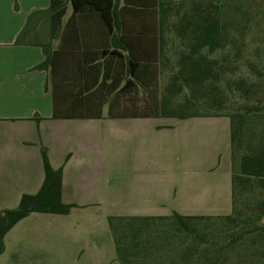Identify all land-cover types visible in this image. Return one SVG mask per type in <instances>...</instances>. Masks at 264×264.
<instances>
[{
	"label": "trees",
	"instance_id": "1",
	"mask_svg": "<svg viewBox=\"0 0 264 264\" xmlns=\"http://www.w3.org/2000/svg\"><path fill=\"white\" fill-rule=\"evenodd\" d=\"M240 1L51 0L49 9L28 16L16 39V46L43 49L45 60L35 70H51L53 120L101 119L106 105L109 119L230 120L231 215L109 218L120 264H264V97L256 98L254 92L263 83L264 56L257 61L240 60L245 34L247 48L253 46L256 39L249 31L263 23L249 13L247 21L244 13L237 16L244 11ZM14 2L18 10V1ZM69 4L73 11L65 21ZM46 25L49 34L44 40L41 33ZM86 30L107 31L109 35L121 32L122 37L110 36L111 46L122 44L129 52L124 56L104 53L107 60L102 71L96 60L84 68L83 88L91 97L86 98L100 99L96 106L85 104L80 113L86 116H66L72 111L58 101V93L67 88L58 83L67 80L56 78V60L68 32ZM131 35L137 37L133 44L139 52L130 50ZM56 40L60 44L54 48ZM111 57L118 59L116 68L109 65ZM247 68L252 77L243 74ZM239 70V77H230ZM231 95L242 101L235 102L237 98ZM251 123L256 124L258 133L247 139ZM43 163L45 179L38 194L24 195L17 209L0 215V256L5 236L30 214L68 215L75 207L63 203V172L52 168L45 150ZM255 191L260 197L241 206L242 195ZM215 219L226 224L221 231L224 241L198 228L199 223Z\"/></svg>",
	"mask_w": 264,
	"mask_h": 264
},
{
	"label": "crops",
	"instance_id": "2",
	"mask_svg": "<svg viewBox=\"0 0 264 264\" xmlns=\"http://www.w3.org/2000/svg\"><path fill=\"white\" fill-rule=\"evenodd\" d=\"M17 1L15 10L14 0H0V215L17 209L24 195L38 194L45 179L44 150L52 168L63 172V203L75 207L68 215L33 213L20 221L5 236L0 264H120L109 218L231 215L229 118L187 119L195 122L189 142L196 152L178 164L130 159L118 143L128 121L159 119H109L106 105L101 119L53 120L51 70H35L45 60L43 49L15 45L28 16L49 9L51 0ZM262 5L254 3L250 11L257 10L253 17L264 23ZM72 11L69 4L65 21ZM48 34L46 25L44 40ZM123 35L68 32L56 60V78L67 80L58 83L67 88L58 93V101L72 111L66 116H86L80 113L85 104H98V96L87 99L82 72L94 60L102 71L104 53L126 55L122 44L111 46L110 40ZM251 37L259 41L253 40L254 50L264 48V25ZM133 38L130 50L139 52ZM59 44L54 41V48ZM117 60L111 57L110 67L116 68Z\"/></svg>",
	"mask_w": 264,
	"mask_h": 264
},
{
	"label": "rangeland",
	"instance_id": "3",
	"mask_svg": "<svg viewBox=\"0 0 264 264\" xmlns=\"http://www.w3.org/2000/svg\"><path fill=\"white\" fill-rule=\"evenodd\" d=\"M221 1V0H220ZM225 1V0H223ZM229 3L236 2L238 0H227ZM261 2L264 7V0H241L240 5H243V12L237 14L243 17L247 21V15L250 16L257 12V10H251L254 3ZM252 4V5H250ZM247 6L248 10L247 11ZM262 8V7H261ZM264 25V23H263ZM250 34L253 33V29L249 31ZM246 45L241 47L243 54L240 58H246L247 61H257V58L264 56V48L255 49L259 50L260 53H252L254 50L252 47L247 48V33L245 34ZM220 53V57H221ZM241 70L237 74L230 77L237 78L240 75ZM244 75L247 77H252L251 71L247 68V72L243 71ZM254 90L256 93V98L264 97V79L263 83ZM233 98L234 95H231ZM235 102H241L242 99L238 97ZM239 100V101H238ZM127 131H123V139L118 143L123 144L124 154L134 159H150L153 161H158L162 158L170 160L173 164H178L179 161L193 157L196 152V146L191 145L189 142V136L193 134V128L195 122L193 120L177 121L174 119H159V120H139V121H128ZM155 128V129H154ZM163 128V129H162ZM258 133V128L256 124L251 123L247 126V139H252ZM259 191H255L252 194H244L240 198L241 206L247 205L248 202L253 204L257 198H259ZM200 231L208 233L210 236L215 237L218 241H224V234L221 231L226 229V224L222 220L215 219L210 221L201 222L198 224ZM181 241H179L180 243ZM165 253H163L164 255ZM147 264V263H142Z\"/></svg>",
	"mask_w": 264,
	"mask_h": 264
}]
</instances>
